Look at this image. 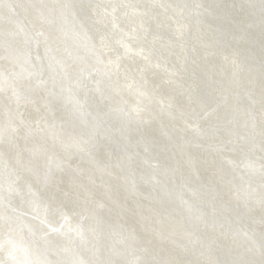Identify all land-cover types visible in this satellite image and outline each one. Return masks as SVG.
Wrapping results in <instances>:
<instances>
[{"label":"bare ground","instance_id":"6f19581e","mask_svg":"<svg viewBox=\"0 0 264 264\" xmlns=\"http://www.w3.org/2000/svg\"><path fill=\"white\" fill-rule=\"evenodd\" d=\"M223 1L0 0V173L39 189L51 213L46 219L18 197L22 209L12 205L19 190H9L0 264L18 259L9 242L31 236V224L53 250L76 240L64 232L78 230V219L49 200L65 192L77 197L80 212L103 211L113 224V213L124 216L127 230L108 236L118 249L130 248L126 264H264V245H252L253 238L264 244V31L256 39L251 29H264V5L232 0L238 13L229 32L220 26ZM106 6L112 12L103 20ZM29 52L39 72L24 57ZM224 53L238 59L224 62ZM54 80L66 92L51 87ZM72 92L78 105L65 101ZM141 139L144 154L135 147ZM94 149L100 160L91 159ZM161 183L178 192L188 231L177 210L181 217L158 209ZM12 210L32 221L11 222ZM230 214L240 216L235 227ZM36 219L55 225L42 228ZM107 226L104 220L97 233ZM102 242L97 236L93 245Z\"/></svg>","mask_w":264,"mask_h":264},{"label":"water","instance_id":"95a60500","mask_svg":"<svg viewBox=\"0 0 264 264\" xmlns=\"http://www.w3.org/2000/svg\"><path fill=\"white\" fill-rule=\"evenodd\" d=\"M236 1V0H235ZM251 3H259L261 2V0H250ZM262 3L264 5V0H262ZM232 4V0H224L223 3H221L219 6H222V8L220 9V13L219 12V16L225 17V21L220 24V26L224 27L227 31H231L232 30V26L233 24L231 22H229V20H232V16H235L238 12L235 10L238 9V5L236 4V2H234V6L231 5ZM212 6H215L213 4H211ZM244 5V4H243ZM107 7L111 6H106V8L104 9V11H102L101 13V19H106L108 18V15H110V10L112 9H108ZM234 7V8H233ZM97 9L100 10V6L97 5ZM102 10V9H101ZM152 11H154L152 9ZM13 12V11H11ZM211 15H216L217 13H215L213 10L209 11ZM258 16L257 18H261L262 14L259 11L258 12ZM232 14V16H231ZM209 16V15H206ZM231 16V17H230ZM229 19V20H228ZM258 20V19H257ZM147 25V24H146ZM151 25V24H148ZM147 25V27H148ZM152 26V25H151ZM234 27V26H233ZM114 28L117 30L118 28V22L114 24ZM113 28V29H114ZM257 28H259L257 30ZM255 38L257 39V33L262 32V30L264 31V29H262L261 27H254L251 28ZM256 30V31H255ZM222 31V30H221ZM120 32V29H119ZM189 35V34H188ZM96 36V34H95ZM260 38L259 40L262 39L263 34H260ZM190 39H192V36L189 35L188 36ZM103 40H109V37L107 36L106 38L103 37ZM182 40L178 43V48L183 51V44H181ZM141 51L144 52V48L141 47ZM259 54H261V51L258 50ZM33 53L29 52V54H25L24 57H26V55L28 56L27 62L28 63H32L33 68L37 69V71H40V67H36V57L32 55ZM234 55H231L229 53H224L223 56V61L224 62H230V61H235L238 59V57H233ZM13 63V61H12ZM43 64V63H42ZM158 66H161L160 63H158ZM22 70H24V72L27 74V76L29 77H39V75H35L34 72H30L28 71V69L26 68H22ZM169 71V69H166ZM44 73V71H43ZM208 72H204V74H207ZM264 76V73H261ZM32 77V78H33ZM254 81V85H255V80L253 78ZM51 87H56L58 90L62 91V92H66V88L65 86H63V84L60 81L54 80V82H52ZM255 86H251L249 89L252 90L254 89ZM65 101L68 103H73L75 105H78V102H82L81 99L77 98V96H75V93H71L66 95V99ZM207 101V100H206ZM158 110L162 111L164 108L160 107L158 104H156ZM163 114H168V112H162ZM74 120H72L71 125L72 128L79 127V125H77L76 123H73ZM69 137V135H68ZM74 137H77L76 133H74ZM70 141H74V139L70 140ZM135 147L139 148L140 150H142L141 154H144V152L148 151L146 148L147 146L145 145V142L141 139V140H136L135 141ZM95 150V149H94ZM97 149L92 153L91 155V159H98L97 156H95ZM155 155V154H154ZM98 160H96L95 163L98 164ZM92 161V160H91ZM99 165V164H98ZM116 166H118V170L122 171V166L110 162L109 165V169L113 170L116 168ZM10 172V171H9ZM248 174L252 173L250 171H248ZM10 179L12 180L13 184L8 183L10 181ZM140 179H143V176L140 175ZM147 184L148 181L144 180ZM172 181H174L172 179ZM168 184V183H166ZM170 186V183L168 184ZM30 187H26V185L23 186H19V181L17 179V182L13 181V178L8 174V172H4L3 174L0 173V212L6 213L9 209L8 203L6 201L7 199V193L9 190L11 191H16L13 190L15 188L18 187L19 191L14 195H16L14 197V200L11 201L12 205L18 207L17 205H15V200L16 197H18V199L21 201L23 205L30 211L32 212H37L38 214L42 215L43 217L47 218H51V213H49L47 210V205L44 202V199H42V196H39V194L37 192H39L40 190L35 188V186H33L32 188H34V190L31 188L32 184H29ZM156 186H159V193L160 195L164 198L165 201H162V203H160L158 209H164L166 210L168 213L167 215H171L173 213V215H177V216H182V219L184 220V222L180 221L183 229L185 231H188V225L187 222H189V218L187 217V214L185 213L184 210H182L179 206V204L177 205L176 202H178V192H176V189H168L166 185L161 184H157ZM185 186H187V184H185ZM172 187V186H170ZM189 191H193V188L188 187ZM26 190V191H24ZM151 190L152 193L156 192V189H154V186H151ZM37 195V197L34 195ZM49 200L52 202V204L56 205L57 207H61L60 209L64 212V211H69L70 214L74 215L77 219H78V223L81 224L80 227H78V230L76 229H70L69 231L71 233H65V234H74L72 235V237H75L76 240H72V241H68V243H64L66 245H60V247L57 249L51 248L49 246V241L44 240L39 234H41V231H37L33 228L32 224H31V229L30 230V235H23L21 237V240L18 241L17 239H15L16 237H12V241L9 242V244L14 245L15 247V251H17L18 253L15 254L16 257H18V259H14V260H9V262H6L7 264H80L81 261H96V260H112L111 256H116V258H118L122 264H126L129 262V257H126L124 259V256H128L129 253L131 252L129 247H126L124 244H119L118 246L122 248V250L118 249L116 247V245L114 244V242L112 241V239H110V237L108 236V232H110L113 228H115L120 234L127 230V226L129 225L128 222H126V219L124 218V216L122 215V220H120L117 215H119L118 213H113L112 215H114V220H115V224H113L111 222V220H108L109 217L105 215V213L102 212H97V210H92L91 212H80L79 207H80V202L79 200L77 201V197L74 195L69 194L68 192H65L64 195L61 194H57L54 196H51V194L49 195ZM187 203V204H186ZM184 208V205H186V207L191 210L194 213L197 214H201L203 213L200 209V207H196V205H189L188 202H184V203H180ZM162 206H164V208H162ZM165 206H168L167 208H165ZM20 208V207H18ZM172 209L171 211H169V209ZM22 209V208H20ZM180 213H178L177 211ZM12 214L14 215L13 220L11 219L10 221L13 222L14 220H22V221H32V216L25 213V212H20V211H16V210H12ZM88 214V215H87ZM55 215V213H54ZM180 216V217H181ZM240 216H236L234 214H230L229 218H231L228 222V224L231 225V227H235L236 224H238L237 219ZM60 218V216L58 217ZM211 218L215 219L216 223L218 224V221H221L224 224V220L218 216V215H212ZM56 219V217H55ZM92 219H95L96 222ZM39 222V225L44 228L46 227L47 229H51V224L55 225L54 219L49 220V222H51L50 224L47 222V224H45L42 220L36 219ZM106 221L108 223V226L103 229L102 231L97 233V228L96 226L99 227V225H101L103 223V221ZM0 222L2 224L4 223H9V220H2L0 218ZM66 222V221H65ZM172 224L176 227H180L176 224H174L172 222ZM38 225V226H39ZM240 226H244V219H242L239 223ZM39 226V227H40ZM40 227V228H41ZM16 228L12 231L14 234ZM77 231H80L82 233L83 238L77 236ZM104 237V242L103 243V247L96 248L94 247V240L96 241V237L98 236L99 238H101V236ZM37 237L40 236L38 239H33L31 241H28L29 239L33 238V237ZM116 236V235H114ZM117 237V236H116ZM40 240L45 241V242H40ZM252 245L253 246H257V247H261L264 245L262 242H260L259 240H255L253 238L252 240ZM100 250V251H99ZM99 257H97V255ZM230 256V255H229ZM140 260V258H139ZM229 260H236L235 256H231L229 258ZM113 264H117V263H113ZM139 264H144V263H140Z\"/></svg>","mask_w":264,"mask_h":264},{"label":"snow or ice","instance_id":"6c2138e0","mask_svg":"<svg viewBox=\"0 0 264 264\" xmlns=\"http://www.w3.org/2000/svg\"><path fill=\"white\" fill-rule=\"evenodd\" d=\"M67 219V217H65ZM77 236L83 238L82 233L77 231ZM80 264H113L112 261L109 260H96V261H81ZM132 264H139V262L134 261Z\"/></svg>","mask_w":264,"mask_h":264}]
</instances>
